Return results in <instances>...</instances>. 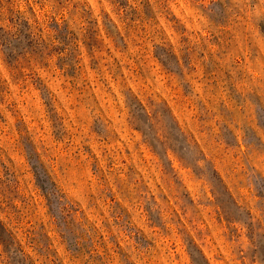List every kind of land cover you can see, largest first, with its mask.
Wrapping results in <instances>:
<instances>
[{
	"label": "rangeland",
	"instance_id": "1",
	"mask_svg": "<svg viewBox=\"0 0 264 264\" xmlns=\"http://www.w3.org/2000/svg\"><path fill=\"white\" fill-rule=\"evenodd\" d=\"M0 264H264V0H0Z\"/></svg>",
	"mask_w": 264,
	"mask_h": 264
}]
</instances>
